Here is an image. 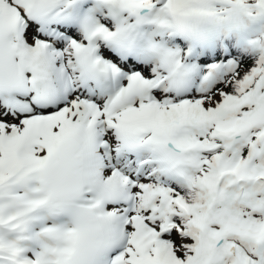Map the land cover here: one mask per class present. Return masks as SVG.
Segmentation results:
<instances>
[{"label": "snow or ice", "instance_id": "snow-or-ice-1", "mask_svg": "<svg viewBox=\"0 0 264 264\" xmlns=\"http://www.w3.org/2000/svg\"><path fill=\"white\" fill-rule=\"evenodd\" d=\"M0 264H264V0H0Z\"/></svg>", "mask_w": 264, "mask_h": 264}]
</instances>
